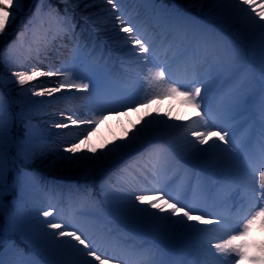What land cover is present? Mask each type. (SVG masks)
Wrapping results in <instances>:
<instances>
[{
    "label": "snow or ice",
    "instance_id": "snow-or-ice-1",
    "mask_svg": "<svg viewBox=\"0 0 264 264\" xmlns=\"http://www.w3.org/2000/svg\"><path fill=\"white\" fill-rule=\"evenodd\" d=\"M102 2L118 22L111 30L96 25L100 14L91 11L96 0H36L24 31L9 45L14 49L26 32H32L28 59L35 63L31 70L11 73L10 82L20 86L18 98L0 94V264H126L123 257L129 258L127 264H179L173 256L181 245L203 255L195 264H264V241L247 239L257 223L264 228V0ZM82 3L85 25L92 23L95 31H103L105 40L114 36L123 41L131 66L139 69L135 95L110 89V73L100 64L103 44L89 36L88 50L87 28L69 9ZM130 4L146 14L129 16ZM23 7L24 0H0V36ZM43 20L49 26L41 36ZM57 39L75 45L72 61L45 71L37 65L48 58ZM8 55L9 50L0 51V63ZM39 77L60 79L53 87L24 89ZM62 90L64 95L85 94L83 108L98 114L83 113L79 118L75 112H62L63 119L52 124L55 129L94 128L107 118L105 112L127 114L166 97L196 110L188 120L170 112L163 114L164 119L142 117L140 127L133 125L130 136L126 133L110 147L102 146L107 151L101 150L99 156L93 147L87 149L92 156L77 155L84 140L57 150L69 167L96 161L95 167L81 172L83 185L70 189V194L92 203L95 233L57 219L54 207L37 206L42 193L58 186L55 181L50 186L37 173V163L50 152L49 130L37 122L44 101L31 96L51 97ZM97 98H103L107 107H96L92 101ZM180 127L186 129L185 146L177 149L165 138L169 130ZM132 156L149 165L154 176L163 177L179 163L188 177L187 187L174 194L163 189L138 194L134 187L113 185L106 163L118 164ZM56 163L52 160L46 167L52 169ZM225 172L243 188L242 196L228 195L230 200L239 196L233 219L195 198L199 191H210L209 173ZM216 231L223 235H211ZM102 240L111 242V254Z\"/></svg>",
    "mask_w": 264,
    "mask_h": 264
},
{
    "label": "rangeland",
    "instance_id": "rangeland-1",
    "mask_svg": "<svg viewBox=\"0 0 264 264\" xmlns=\"http://www.w3.org/2000/svg\"><path fill=\"white\" fill-rule=\"evenodd\" d=\"M101 4L106 5L102 2ZM133 7H135V4H131ZM140 8V7H139ZM142 9V8H141ZM105 10L102 9L99 11V14H102ZM145 15V14H144ZM143 15V16H144ZM18 20V18H15L13 20V25ZM44 22H47V20H43L40 23L43 25ZM49 26V25H48ZM8 26V31L6 34H9V31H11L12 27ZM43 31V27L41 29ZM92 34V33H91ZM98 41V38L92 34ZM86 43H88L89 48L88 50H92V44L89 39L85 40ZM100 42V41H99ZM33 43V34L32 32H26L24 37L21 38V42L16 45L14 49L9 50V55L7 58L6 63L8 65L14 66L19 58L25 54V49L29 48V45ZM103 44V60L100 61V64L102 65V71L110 73V89L115 93L119 95L124 94H132L135 95V89H134V83L131 86L126 85L130 79V74L132 73L130 68L131 66V60L128 56L127 51L124 49L123 46H120L117 49H114L113 46L117 45V43H112L111 49L106 47L105 43L100 42ZM71 45L67 46V52L65 51L64 57L61 56L60 60L56 59L53 63H46L43 61V64H40L39 68L43 70H49L53 66L59 67L61 62H71L74 52L73 49L75 47L74 44L70 43ZM96 52L99 53L100 49L97 48ZM161 55H163V50H161ZM1 73V68H0ZM2 75V74H1ZM60 79L56 77H39L36 81H33L30 83V85H25L24 89H29L32 86H41V87H53L55 85V82ZM14 78L11 77H1L0 81L3 87L8 86L10 84L11 91L13 87ZM19 88L20 86L17 85ZM0 94H3V96L6 99H13L15 97V93L11 92L9 89L5 88L0 90ZM30 95V93H29ZM85 94L76 93L73 95H64V90H62L60 93H55L53 96H43V97H36L31 96L32 100H41L44 101L43 105L40 106V110H42L43 114L40 115V118L37 122H43L47 129L49 130V140L47 143L49 144L50 152L45 159V161L49 160H56L57 163L55 164L54 171L62 170L65 174L68 175H75L73 177V182L71 183V187H65L62 193L64 199V203L55 202L52 201V194L50 192L42 193L39 199L37 200V206L43 205L44 207H54L59 214L63 209H65L66 203L69 204L71 201H78L83 200L77 198L75 195L70 194V189H75L78 186L83 185V179L81 177V172L85 168L89 167H95L96 161H90L86 162L80 166L72 165L71 167L67 166L64 161L60 160L59 157L56 155L57 150L60 152L63 151V148L66 147L68 144L75 142L77 140H84V143L80 145L82 151L80 153H77V155H88L92 156V153H88L87 149L89 147H93L97 149L96 155L99 156L101 154V150L107 151V148H103L102 146L108 145L111 146V141L119 142L118 138L124 137L127 133L129 136L131 134V131H134L133 125H136L137 127H140L142 125L141 118L144 117L145 120L152 119V117L158 116L160 119H164L163 116L164 113L170 112L172 116L176 117H183L184 120H188L189 117H195L196 110L191 108L190 106L182 103L179 99H174L172 97H166L162 100H154L150 105H148L145 108H139L135 111H128L127 114L123 110H120L118 114L116 112H112L111 114H108L105 112L104 114L107 115V118L100 121L98 124L94 126V128H90L88 125H80L78 127L74 126L71 130L69 129H55L52 127V124L55 122H59L63 117L60 115L61 113L56 112L54 110L55 104L62 103L64 107H67L69 109V112H75V115L79 118H83V116L77 114V108L79 107V103L77 102L76 98H82ZM140 96H143V93H140ZM87 102V100H86ZM98 108H106V102L103 98H97L94 101H92ZM90 112V111H89ZM98 113L96 112H90V116L96 115ZM169 123H179V121H168ZM163 127V126H161ZM186 134V129L184 127H180L177 129L169 130V135L165 138L168 141H171L173 143V146L177 149L183 148L185 146V140L184 136ZM86 137V139H85ZM61 138H64L68 142H63L61 144L56 143L55 141L60 140ZM56 143V144H54ZM64 155H69L68 153H63ZM133 161H136V163H133ZM44 163H37L36 167H39ZM127 164H132L131 168L126 169ZM146 165V164H145ZM107 168V174L114 171L115 169L123 167V169H126L123 171L121 175H115L114 180L112 181L113 185L120 184L125 186L128 181L134 182V184L139 183H149L148 177L146 178V174L143 173L144 164L143 160H139L137 156H132L128 158L126 161L114 164L112 162L106 163ZM173 169L176 170L178 175H184L183 168L180 166V164L173 165ZM61 172L60 174H62ZM148 176V175H147ZM164 180L167 181V187L169 192L175 193L177 190H181L182 188L187 187L188 184V178L184 177L182 178L181 182L176 184H170L169 181L173 178V175L167 171L163 174ZM229 178L230 180L227 181L226 184H229L234 189L243 190L242 187L239 186V182L233 180V178L228 173L220 174L219 177H210L208 176V179L206 181L208 188L210 190L214 187H218L219 184L215 183L213 180L215 179H224ZM98 183V182H97ZM75 186V187H74ZM98 190V189H97ZM232 190V191H233ZM207 190H202L204 194H208L206 192ZM144 194H148L151 192V190H144L142 191ZM226 193V192H222ZM57 219H62L57 216ZM64 220V219H62ZM65 221V220H64ZM214 227V226H209ZM211 235H215L217 237H220L223 235L222 231H216L211 233ZM249 242H255L259 244L261 241H264V228H261L259 223H257L256 226L253 227V230L250 232L249 237L247 238ZM179 248L183 247V250L178 251L177 247L175 248V254L173 256V259L176 261L179 260V256L181 254H190L193 252L194 248L187 247V246H178ZM189 248V249H188ZM197 251V250H196Z\"/></svg>",
    "mask_w": 264,
    "mask_h": 264
},
{
    "label": "bare ground",
    "instance_id": "bare-ground-1",
    "mask_svg": "<svg viewBox=\"0 0 264 264\" xmlns=\"http://www.w3.org/2000/svg\"><path fill=\"white\" fill-rule=\"evenodd\" d=\"M130 70L132 73L130 74V79H129L128 83L126 84L128 86L133 85V83L135 81V73L137 71H139V69L136 67H131ZM174 99H178V98H174ZM86 100H87L86 95H84L82 98H80L78 100V103H79L78 109H80V111H78L77 114L83 116V113H86L87 116L89 117L90 112L87 109L83 108V105L86 103ZM143 164H144V169H148V171H143V173L148 175V180H149L150 184H148V183L134 184L133 182L128 181L125 186L136 188L138 190V194L142 193V191H144L145 189L154 190L156 188L157 190L163 189L165 191H168L166 184L164 183V181H165L164 177H161L160 175H155V176L152 175L150 166L147 164L145 165L144 161H143ZM168 171L173 175V178L171 180V184H175L176 182H178V183L181 182L182 178H184V177L188 178L187 175H185V174L184 175H178L176 170L173 168H170ZM197 193H196V197H195L197 199V201H200V202L205 201V203L211 208V210L213 212L222 213L226 217H228L229 219H233L232 214L236 212V211L235 212L230 211V208L233 206L232 204L237 205V209L240 207L239 196H237L235 200H224V199H221L222 198L221 192L219 190H215L212 194H210V197L219 198V205L215 206V205L208 202L210 198H204V196L197 195ZM189 195L191 197L192 193L189 192ZM240 196H242V194H240ZM93 212H94L93 205L89 201H84V202L78 203V204H71L70 206L67 207V212H66V216H64V219L69 224H72V225H75L78 227L87 228L90 230V232L95 233L96 232L95 226L91 222L93 219L91 214ZM137 239L139 242V237ZM102 244L104 245V247L109 249V254H111V248H112L111 242L102 240ZM182 248L177 247L178 250H180ZM117 251H118V249H117ZM178 256L180 257L178 260L179 264H195V262L197 260L203 259V255L198 253L197 251H194L188 255L181 254ZM123 258H126V257H123Z\"/></svg>",
    "mask_w": 264,
    "mask_h": 264
},
{
    "label": "trees",
    "instance_id": "trees-1",
    "mask_svg": "<svg viewBox=\"0 0 264 264\" xmlns=\"http://www.w3.org/2000/svg\"><path fill=\"white\" fill-rule=\"evenodd\" d=\"M31 2H32V0H24V7H23L21 10H19V11H17V12L15 13L14 19H15V18L23 17V14H24L25 10L28 9V7H29V5H30ZM34 3L36 4V2H34ZM35 4H34V6H35ZM109 7H110V6H108V5H103V4H101V0H96V7H95L94 9H92L91 11H95V12L99 13V11H101L102 9L105 10L106 8H109ZM69 9H70V11H72V12L74 13L76 20L79 22V25H81V26H90V28L94 30V27H93V24H92V23H89V24L85 25V21H84V19H83L85 13L82 11V9H83V3L81 4V7H80V8H75L74 6L70 5V6H69ZM14 19H13V20H14ZM13 20L10 21V23H9V26H10V27L13 26L12 29L14 28V26H15V24H16V22H15V24L13 25V23H12ZM19 23H20V22L18 21L17 24L19 25ZM113 23H118V22H115V21H114V17H110L105 11H104L102 14H100V15L97 17V19H96V25H97L98 27H100V28H105V27H106V28H108L109 30H111V27H112V24H113ZM10 27H9V28H10ZM12 29H11V30H12ZM17 29H18V28H17ZM17 29L15 28V29H13V30L16 31ZM8 30H9V29L7 28L6 32H7ZM94 31H95V30H94ZM6 32H5L4 35L0 36V50L4 49L5 46H6V44H7V42H9V41L11 40V37H10V36H7ZM9 32H10V31H9ZM95 32H97V31H95ZM97 34L105 38V36H104V32H103V31H99V32H97ZM84 35L86 36V35H87V32H86ZM109 35H110V36L113 35L111 31H109ZM119 35H120V36H123L124 34H123V33H120ZM109 41H111V42H121L122 40H117V39L113 36V38H112V39H109ZM66 42H67V41H61V40L57 39V40L54 42V44H55L56 46H58V47H59V51H61L63 45H64ZM53 52H54V51H53ZM53 52H52V53H53ZM48 59H52V57H50V56L48 55ZM28 60H29V59H27L26 61H28ZM28 63H35V62H34V61H28ZM10 69H11L10 67L3 68V72H4V73H6V72H8V73H12V71H10ZM12 91L15 93V97L18 98V94H19V92H20V88L17 86V84L13 83ZM49 162H50L49 160H47V161L44 160V161L42 162V163H44V164H42V165L39 166V167L42 169V171L45 173V175H48V174H51V173H61V172H63L62 170H59V169H58V171H54V170H55L54 167H53L52 169L47 168L46 165L49 164ZM39 163L41 164V162H39ZM63 173H64V172H63Z\"/></svg>",
    "mask_w": 264,
    "mask_h": 264
}]
</instances>
